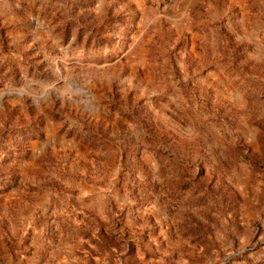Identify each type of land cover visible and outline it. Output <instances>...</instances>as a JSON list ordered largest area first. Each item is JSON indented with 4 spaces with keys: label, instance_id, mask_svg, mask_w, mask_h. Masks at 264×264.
Wrapping results in <instances>:
<instances>
[{
    "label": "rangeland",
    "instance_id": "1",
    "mask_svg": "<svg viewBox=\"0 0 264 264\" xmlns=\"http://www.w3.org/2000/svg\"><path fill=\"white\" fill-rule=\"evenodd\" d=\"M0 264H264V0H0Z\"/></svg>",
    "mask_w": 264,
    "mask_h": 264
}]
</instances>
